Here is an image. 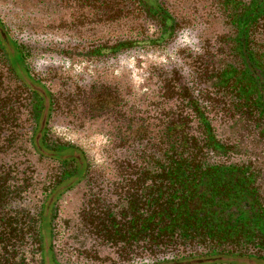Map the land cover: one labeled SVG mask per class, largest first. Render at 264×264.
<instances>
[{
	"label": "trees",
	"instance_id": "obj_1",
	"mask_svg": "<svg viewBox=\"0 0 264 264\" xmlns=\"http://www.w3.org/2000/svg\"><path fill=\"white\" fill-rule=\"evenodd\" d=\"M34 3L69 13L65 35L122 26L87 49L63 45L70 56L164 50L190 22L167 0ZM211 7L219 30L200 47L197 70L161 66L158 90L143 99L149 108L128 105L111 85H92L72 105L99 119L117 151L106 172L52 135V113L75 100L39 85L27 60L57 45L28 43L0 17V264H63L48 243L54 220L55 248L59 202L73 190H82L81 225L97 239L80 252L91 264L99 254L106 264H264V0ZM30 156L56 168L38 189Z\"/></svg>",
	"mask_w": 264,
	"mask_h": 264
},
{
	"label": "rangeland",
	"instance_id": "obj_2",
	"mask_svg": "<svg viewBox=\"0 0 264 264\" xmlns=\"http://www.w3.org/2000/svg\"><path fill=\"white\" fill-rule=\"evenodd\" d=\"M173 11L188 19L189 24L177 32L173 41L164 50L148 52H131L109 57H87L80 54L64 55L60 53L63 45L86 47L92 43H101L109 35L122 30V26H92L86 27V32L69 36L62 34L69 23H65L67 12L51 11L50 6L39 5L34 0H0V17L4 19L13 33L28 43L35 45H57L58 50L49 45V49L35 50V54L27 60L30 71L39 85L53 92H61L63 102L70 98L74 102H66L68 108L50 118L52 135L63 141H70L84 148L90 155L96 167L107 171L106 167L115 165L117 151L110 149L107 136L101 133L99 119L79 117L72 108L92 85H111L119 94L126 98L128 105H139L149 108L147 100L143 102L145 93L148 97L158 90L159 82L164 78L158 69L165 67L189 68L191 72L197 70L200 47L206 38L213 39L219 30V24L212 18L211 0H167ZM54 32L56 34H54ZM43 47V46H41ZM81 49V48H78ZM195 74V72H194ZM193 74V75H194ZM46 110L44 112V120ZM260 154L261 164L264 165V151ZM22 159V158H21ZM33 171L31 175L33 188L38 189L48 183L55 175V165L47 160H39L30 156ZM264 169V166H263ZM106 178L111 176L106 175ZM108 182V179H105ZM81 191H70L59 202V214L55 221L56 237L54 248V220L53 234L49 243L53 246V253L63 264H91L80 253L89 248L97 239L90 235L81 225L79 217L82 195ZM37 193L33 190L30 196ZM33 198V197H32ZM48 237V236H47ZM55 250V251H54ZM109 252L104 248L103 253ZM102 258H104L102 260ZM105 256L99 254L93 264H106ZM113 261V260H111ZM111 261L109 263H111ZM114 261H116L114 259Z\"/></svg>",
	"mask_w": 264,
	"mask_h": 264
}]
</instances>
